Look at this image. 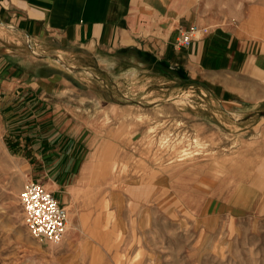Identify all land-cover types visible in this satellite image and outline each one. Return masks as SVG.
Wrapping results in <instances>:
<instances>
[{
    "label": "rangeland",
    "instance_id": "rangeland-1",
    "mask_svg": "<svg viewBox=\"0 0 264 264\" xmlns=\"http://www.w3.org/2000/svg\"><path fill=\"white\" fill-rule=\"evenodd\" d=\"M184 1L256 53L221 74L230 93L131 47L32 50L0 22V264H264V0ZM29 180L67 206L60 243L27 228Z\"/></svg>",
    "mask_w": 264,
    "mask_h": 264
},
{
    "label": "crops",
    "instance_id": "crops-1",
    "mask_svg": "<svg viewBox=\"0 0 264 264\" xmlns=\"http://www.w3.org/2000/svg\"><path fill=\"white\" fill-rule=\"evenodd\" d=\"M195 19L184 0H0V22L23 35L32 50L58 44L96 56L131 47L148 51L154 62L164 61L196 82L208 83L210 90L230 93L232 87L221 74L240 71L256 53L247 39L214 28L189 46L175 48L178 25L200 24ZM59 167L52 177L60 178Z\"/></svg>",
    "mask_w": 264,
    "mask_h": 264
},
{
    "label": "built area",
    "instance_id": "built-area-1",
    "mask_svg": "<svg viewBox=\"0 0 264 264\" xmlns=\"http://www.w3.org/2000/svg\"><path fill=\"white\" fill-rule=\"evenodd\" d=\"M177 31L173 46L181 49L203 38L209 33L210 27L197 23L179 24ZM20 203L32 236L51 243L63 240L69 222L68 209L53 191L38 181L29 180L20 192Z\"/></svg>",
    "mask_w": 264,
    "mask_h": 264
},
{
    "label": "bare ground",
    "instance_id": "bare-ground-1",
    "mask_svg": "<svg viewBox=\"0 0 264 264\" xmlns=\"http://www.w3.org/2000/svg\"><path fill=\"white\" fill-rule=\"evenodd\" d=\"M68 225H69V222H68ZM67 225V230H66V233H65V235H64V238H65V236L67 235V233H68V230H69V226ZM63 238V239H64Z\"/></svg>",
    "mask_w": 264,
    "mask_h": 264
}]
</instances>
